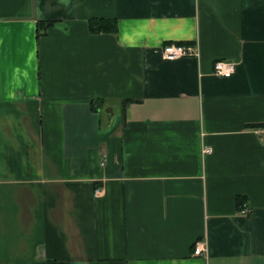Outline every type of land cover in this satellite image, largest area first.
I'll return each mask as SVG.
<instances>
[{"label": "crops", "instance_id": "0c3cea01", "mask_svg": "<svg viewBox=\"0 0 264 264\" xmlns=\"http://www.w3.org/2000/svg\"><path fill=\"white\" fill-rule=\"evenodd\" d=\"M262 125L264 0H0V264H264Z\"/></svg>", "mask_w": 264, "mask_h": 264}, {"label": "built area", "instance_id": "2783aa9c", "mask_svg": "<svg viewBox=\"0 0 264 264\" xmlns=\"http://www.w3.org/2000/svg\"><path fill=\"white\" fill-rule=\"evenodd\" d=\"M163 56L167 59H178L189 56H197V49L190 44H166L162 49ZM213 73L220 77H230L235 69V62L232 60H218L213 64ZM257 135L262 143H264V125L255 129ZM204 152L209 153L210 149L205 148ZM246 212L245 209L241 210ZM202 242H196L192 251L194 256H200L205 251V247Z\"/></svg>", "mask_w": 264, "mask_h": 264}, {"label": "trees", "instance_id": "16d2710c", "mask_svg": "<svg viewBox=\"0 0 264 264\" xmlns=\"http://www.w3.org/2000/svg\"><path fill=\"white\" fill-rule=\"evenodd\" d=\"M90 30L97 32H116V21L98 20L90 22Z\"/></svg>", "mask_w": 264, "mask_h": 264}]
</instances>
